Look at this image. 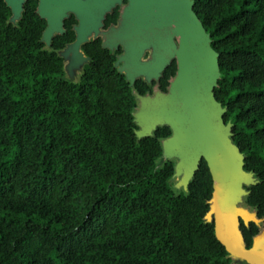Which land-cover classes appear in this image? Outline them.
<instances>
[{"label": "trees", "instance_id": "1", "mask_svg": "<svg viewBox=\"0 0 264 264\" xmlns=\"http://www.w3.org/2000/svg\"><path fill=\"white\" fill-rule=\"evenodd\" d=\"M192 1L219 55L214 97L258 180L246 204L264 221V0ZM37 5L26 0L13 25L0 0V264H234L204 221L213 191L205 161L176 196L173 164L158 162L170 130L137 140L132 89L114 68L120 52L84 45L90 62L68 82L57 52L74 42L76 20L46 49ZM175 72L172 62L162 92ZM133 89L151 92L141 80ZM240 231L250 248L259 229L240 222Z\"/></svg>", "mask_w": 264, "mask_h": 264}, {"label": "water", "instance_id": "2", "mask_svg": "<svg viewBox=\"0 0 264 264\" xmlns=\"http://www.w3.org/2000/svg\"><path fill=\"white\" fill-rule=\"evenodd\" d=\"M11 11L9 23L21 19L26 0H3ZM192 0H38L37 15L46 23L41 42L50 49L52 40L64 34V22L73 16L75 40L57 52L63 60L65 79L78 83L90 60L82 47L100 40L104 50L116 56L114 68L132 89L136 107L132 112L137 140L153 138L159 128L170 136L161 139V158L171 162L180 177L179 196L187 195L201 161L212 178V196L204 221L213 224L217 241L234 264H264V221L246 204L248 189L258 183L244 170V155L232 141L231 124L225 123L226 109L214 97L221 74L219 55L210 36L193 11ZM118 9L115 25L104 28L107 15ZM150 55L145 58V54ZM65 62L68 64L65 66ZM174 62L176 72L160 90L164 71ZM81 67L74 80L73 71ZM68 70L67 74L66 71ZM141 80L151 92L139 95L133 86ZM244 201V202H243ZM252 210L249 214L241 207ZM240 222L259 229L250 248L244 243Z\"/></svg>", "mask_w": 264, "mask_h": 264}, {"label": "rangeland", "instance_id": "3", "mask_svg": "<svg viewBox=\"0 0 264 264\" xmlns=\"http://www.w3.org/2000/svg\"><path fill=\"white\" fill-rule=\"evenodd\" d=\"M150 55V52H147L146 54H145V58H147L148 56ZM68 63L67 62H65V66L67 65ZM80 70H81V67H77V69L75 70V71H73V75L74 76H71V77H75L74 78V80H77V78H78V76H80ZM67 72H68V70L66 71V74H67ZM68 75V74H67ZM180 177H177V178H175L172 182H171V186L170 187H172V189H173V191H178L177 189H182V187H178V184H179V182H180ZM181 191V190H180ZM244 202V201H243ZM239 207H241L243 210H245V209H247L246 211L249 213V214H252L253 212H252V210L250 209V208H248L244 203H241V205L239 206Z\"/></svg>", "mask_w": 264, "mask_h": 264}]
</instances>
